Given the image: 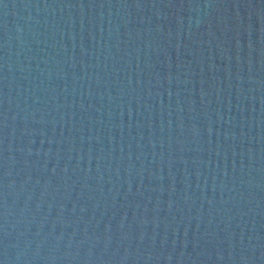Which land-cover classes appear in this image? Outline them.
<instances>
[{
	"label": "water",
	"instance_id": "95a60500",
	"mask_svg": "<svg viewBox=\"0 0 264 264\" xmlns=\"http://www.w3.org/2000/svg\"><path fill=\"white\" fill-rule=\"evenodd\" d=\"M0 264H264V0H0Z\"/></svg>",
	"mask_w": 264,
	"mask_h": 264
}]
</instances>
